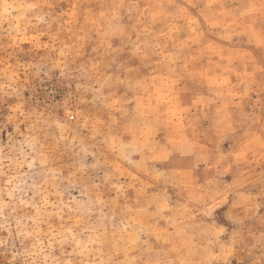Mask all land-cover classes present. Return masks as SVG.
I'll list each match as a JSON object with an SVG mask.
<instances>
[{
    "label": "rangeland",
    "instance_id": "rangeland-1",
    "mask_svg": "<svg viewBox=\"0 0 264 264\" xmlns=\"http://www.w3.org/2000/svg\"><path fill=\"white\" fill-rule=\"evenodd\" d=\"M0 264H264V0H0Z\"/></svg>",
    "mask_w": 264,
    "mask_h": 264
}]
</instances>
